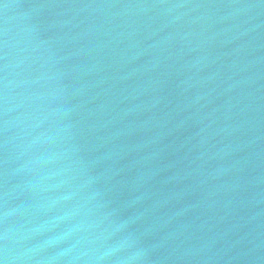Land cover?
Instances as JSON below:
<instances>
[{
  "label": "water",
  "instance_id": "95a60500",
  "mask_svg": "<svg viewBox=\"0 0 264 264\" xmlns=\"http://www.w3.org/2000/svg\"><path fill=\"white\" fill-rule=\"evenodd\" d=\"M0 264H264V0H0Z\"/></svg>",
  "mask_w": 264,
  "mask_h": 264
}]
</instances>
